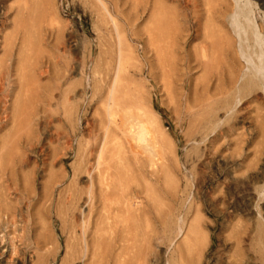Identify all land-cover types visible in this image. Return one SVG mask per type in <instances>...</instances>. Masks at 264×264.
Instances as JSON below:
<instances>
[{"label": "rangeland", "instance_id": "rangeland-1", "mask_svg": "<svg viewBox=\"0 0 264 264\" xmlns=\"http://www.w3.org/2000/svg\"><path fill=\"white\" fill-rule=\"evenodd\" d=\"M235 1L264 37V0H0V264L16 249L25 264H264L262 91L205 116L223 98L209 79L240 69ZM128 110L150 114L158 168L123 135ZM102 123L121 155L99 159ZM118 162L106 218L88 189Z\"/></svg>", "mask_w": 264, "mask_h": 264}, {"label": "bare ground", "instance_id": "bare-ground-1", "mask_svg": "<svg viewBox=\"0 0 264 264\" xmlns=\"http://www.w3.org/2000/svg\"><path fill=\"white\" fill-rule=\"evenodd\" d=\"M177 2V1H176ZM179 2V1H178ZM190 2V1H189ZM236 4V8L235 11L233 13V15H231L230 19H229V26L231 28V31L233 32L234 36L237 39L238 42V54H239V58H240V69L238 70V73L235 71V73L232 74V77H228L225 76L224 74L220 73L217 78L211 77L209 79V83L207 85V87H205L206 91L210 93V91L212 89H214L215 93H219L223 96V98H219V100H212V102L209 104V111H207V115L205 114V116H208V121L209 124H214V118L215 114H217V112L221 109H225L228 112H230L233 107H234V103L235 101L237 102V97L242 98L244 96H247L248 94H251L253 92H255L257 89H260L262 91L263 94V98H264V37L262 36V34H260V32L258 31L257 27H255V23L253 22V20L250 17V12L246 7L249 6H240L238 5L237 1H235ZM242 4V3H241ZM248 5V3H246ZM245 4V5H246ZM187 5V4H186ZM162 7V6H161ZM162 10V8L160 9ZM166 10V9H165ZM165 10H162L163 12H165ZM169 13V9L167 10ZM162 12V13H163ZM161 13V14H162ZM165 14V13H164ZM160 15V13H159ZM158 15V16H159ZM168 14H165V16H167ZM252 16V15H251ZM160 18V17H158ZM255 18V17H254ZM263 25V24H262ZM217 81V82H216ZM115 87V86H114ZM117 87V85H116ZM115 87V90L118 88ZM214 87V88H213ZM113 90V89H112ZM228 90V91H227ZM114 91V90H113ZM116 92V91H115ZM114 93V92H113ZM120 93V92H119ZM118 94V93H117ZM115 95V94H114ZM220 95V96H221ZM237 96V97H236ZM116 97V96H115ZM114 97V98H115ZM118 98V95L117 97ZM115 98V99H116ZM113 99V95L112 92L110 94L109 97V101H112ZM257 100V96L255 95V97H253L251 100H249L248 103H254ZM108 103V102H107ZM239 103V101L237 102V104ZM112 104V103H111ZM111 104H109L111 106ZM112 104V108H113ZM107 106V105H106ZM116 106V105H115ZM252 106V105H251ZM108 109V108H107ZM240 109V108H239ZM237 109L236 111L233 112V114H231L229 117L232 118L233 116H237V114L242 113L243 112V108L241 110ZM140 110V109H139ZM259 110V109H258ZM129 111V110H128ZM137 111V110H136ZM127 112V110H126ZM125 112V113H126ZM133 113H130V111L127 114H124L125 116L122 119L123 123H122V127H123V135H125V137H130L134 142L136 146V148H138L140 151L142 152H149L151 156L149 159V166L150 167H157L156 165V159L158 161V153L157 150L155 149V146L157 144L156 142V135L154 133H152L150 126L152 125L153 121L152 118L149 115H139V113L137 112V115H135L136 112H134L132 110ZM141 112V111H140ZM260 112V111H259ZM17 113V112H16ZM114 113V112H113ZM111 111L108 112V121L109 123L112 122V115ZM144 113V112H143ZM107 115V114H106ZM259 115V114H258ZM214 118V119H213ZM15 119V118H14ZM244 119H246L244 116H241V123H244ZM263 120V119H262ZM107 121V123H108ZM104 122V121H103ZM208 124V122H206ZM218 123V122H216ZM211 124V125H212ZM155 125V124H154ZM205 125V124H204ZM214 125H212L214 127ZM246 125V124H245ZM211 127V126H210ZM216 127V126H215ZM233 128V126H231ZM230 127V130H231ZM235 127V126H234ZM104 128L106 129L104 131ZM118 128V127H117ZM101 130L103 131L104 135H102L104 137V141L102 142V146L100 148V144L97 142V140L95 141L96 143V147L100 148L98 150V154H99V159L100 157L102 158L103 155L105 153L108 154H113V155H117L118 153L120 154L121 152V145L117 146L116 144H113V141L117 140L116 135L114 134V129L111 128V125L109 126H104V124L102 123V128ZM119 130V129H118ZM213 131V129H211ZM228 129V131H230ZM120 131V130H119ZM235 131V130H234ZM232 132V131H231ZM118 133V132H117ZM116 133V134H117ZM225 133V132H224ZM122 134V133H120ZM118 135V134H117ZM120 136V135H119ZM118 136V138H119ZM124 137V136H123ZM118 142V140H117ZM118 144V143H117ZM131 145H128V147ZM130 148V147H129ZM159 148V145H158ZM133 149V147H132ZM131 150V149H130ZM129 150V151H130ZM137 151V149L135 150ZM130 153H132L130 151ZM135 153V152H133ZM97 154V155H98ZM128 154V153H126ZM143 154V153H142ZM141 154V155H142ZM121 155V154H120ZM125 155V154H123ZM129 155V154H128ZM132 155V154H131ZM146 156V157H148ZM132 157V156H130ZM148 157V158H149ZM125 158V157H124ZM128 156L124 159L127 160ZM86 159V158H85ZM161 159V157H160ZM159 159V160H160ZM101 160V159H100ZM134 160V159H133ZM144 161V160H143ZM161 161V160H160ZM159 162V161H158ZM121 162H118L116 166L114 167H110L107 166V168H103L98 170V175H96L95 177L92 178L91 183H90V195H94L93 198H95V200L98 199L100 205H102V210L105 211V213L103 215H106V218H111L113 217L111 215V217H109L110 215V210L113 208H111L110 206H107V204H111L109 203L110 200H112V197L114 196V194L116 195L117 193H115V190H117L116 192H118L117 187H119L118 185H120V180L121 178V167L120 164ZM130 163V162H129ZM128 163V164H129ZM132 163V162H131ZM148 163V162H147ZM161 163V162H160ZM102 164V162H101ZM124 164V163H123ZM127 164V163H126ZM142 164V163H141ZM144 164V162H143ZM159 164V163H157ZM162 164V163H161ZM100 163L98 164L99 167ZM125 165V164H124ZM132 166V165H131ZM141 166V165H140ZM148 166V167H149ZM159 166H162L159 164ZM255 166V165H254ZM138 167V166H136ZM142 167V166H141ZM168 167V166H167ZM158 168V167H157ZM157 168H155V170H149L147 171L149 175L154 176V174L157 171H161V167H159L160 170H156ZM99 169V168H98ZM140 169V168H139ZM139 169H136L137 171H139ZM148 169V168H147ZM168 169V168H167ZM250 169H252V167H250L249 173H250ZM133 170V169H131ZM164 170V169H163ZM169 170V169H168ZM128 171V170H127ZM130 171V170H129ZM156 171V172H155ZM252 171V170H251ZM248 172V171H247ZM124 174V173H123ZM132 174V173H130ZM157 174V173H156ZM91 175V174H90ZM170 175V174H169ZM129 177V176H128ZM247 178V177H246ZM257 178V176L255 175H248V181L252 182ZM146 179V178H145ZM157 179V178H156ZM147 180V179H146ZM158 180V179H157ZM156 180V181H157ZM235 180V179H234ZM238 179H236L235 181H237ZM144 181V180H143ZM148 181V180H147ZM129 182H131L129 180ZM151 183V181H149ZM124 183V181H123ZM239 183V182H238ZM153 184V183H152ZM151 184V185H152ZM126 186V185H123ZM146 186H148L146 184ZM154 186V185H153ZM128 187V186H127ZM137 187V186H136ZM135 187V188H136ZM117 188V189H116ZM139 188V187H138ZM136 188L135 190H132L129 192V196H125L126 198L128 197L129 199V203L128 206L131 209V211L137 212V215L140 218L144 217L145 212V207L144 206V202H141V205L138 206V202L135 201V198H139L141 195V190ZM121 189V188H120ZM124 189V188H123ZM122 189V190H123ZM152 189V188H151ZM154 189V188H153ZM152 189V190H153ZM235 189V188H234ZM240 189V187H239ZM238 189V190H239ZM121 190V191H122ZM120 191V190H119ZM97 193H99L97 195ZM122 194V193H121ZM120 194V195H121ZM65 196V195H64ZM122 196V195H121ZM123 197V196H122ZM120 198V197H119ZM124 198V197H123ZM124 200V199H123ZM120 201V200H118ZM111 202V201H110ZM123 201H120L119 203H122ZM124 203V202H123ZM126 203V204H127ZM151 208V207H150ZM149 208V209H150ZM124 208H122L123 210ZM101 210V211H102ZM117 210V209H116ZM151 210V209H150ZM147 211V210H146ZM170 211V210H169ZM22 212V211H21ZM20 212V219L22 220L23 215ZM117 212V211H116ZM119 212V210H118ZM125 212V210H124ZM129 212V210H128ZM151 212V211H149ZM148 212V213H149ZM24 213V212H23ZM103 213V211H102ZM112 213V212H111ZM114 213V212H113ZM133 213V212H132ZM118 214V213H117ZM121 214V213H120ZM125 214V213H124ZM147 214V213H146ZM151 214V213H150ZM133 215V214H132ZM149 216V215H148ZM171 216V214H170ZM173 216V215H172ZM101 217V216H100ZM115 217V216H114ZM153 217V216H152ZM122 218H126L125 216H123ZM131 218V217H130ZM146 218V217H144ZM143 218V219H144ZM156 218V217H155ZM155 218H153L155 220ZM99 219V218H98ZM117 219V218H116ZM134 219V218H133ZM138 219V218H137ZM148 219V218H147ZM151 219V218H150ZM152 219V220H153ZM112 220V219H111ZM115 220V219H114ZM133 221V220H132ZM143 221V220H142ZM146 221V220H145ZM113 223H115L114 221H112ZM117 222V221H116ZM119 222V220H118ZM117 222V223H118ZM121 222V221H120ZM136 222V220H135ZM150 222V221H149ZM156 222V220H155ZM123 223V222H121ZM128 223V222H127ZM138 223V222H137ZM136 223V226L137 225ZM141 223V222H140ZM167 223V221H166ZM165 223V224H166ZM110 224V223H109ZM112 224V223H111ZM124 224V223H123ZM129 224V223H128ZM127 224V225H128ZM172 224V223H171ZM169 223V225H171ZM104 225V224H103ZM113 225V224H112ZM111 225V226H112ZM133 225V224H132ZM142 225V223H141ZM139 225V226H141ZM168 225V224H167ZM117 226H119V223L117 224ZM116 226V227H117ZM129 226V225H128ZM127 226V227H128ZM131 226V225H130ZM134 226V225H133ZM140 228V227H139ZM143 231V230H142ZM12 232V231H11ZM141 232V231H140ZM258 233V232H257ZM259 234V233H258ZM143 235V234H142ZM260 235V234H259ZM261 240L264 242L263 240V234H261ZM93 245H95V241L92 242ZM100 245V244H99ZM190 246V245H189ZM14 247V245H13ZM96 247V245H95ZM191 247V246H190ZM195 247V246H194ZM4 246H3V250H4ZM10 248V247H9ZM17 246H15L14 249H16ZM142 249V248H141ZM11 250V249H10ZM86 250L87 252H89L90 250V246L89 243L86 244ZM142 253V250H140ZM16 252L18 254V259L17 260H13V264H25V259L22 257V253L21 251L18 249H16ZM8 253V252H7ZM94 255V254H93ZM140 256V255H139ZM143 256V255H142ZM172 259V258H171ZM143 260V259H142ZM101 261V260H100ZM138 261V259H137ZM136 261V262H137ZM171 261V260H170ZM109 262V261H108ZM154 262V261H153ZM157 263V262H155ZM3 264V263H2ZM136 264V263H135ZM160 264V263H159ZM179 264V263H178Z\"/></svg>", "mask_w": 264, "mask_h": 264}]
</instances>
